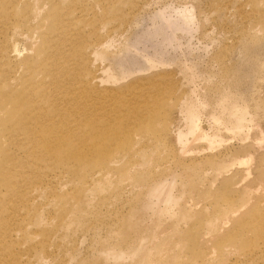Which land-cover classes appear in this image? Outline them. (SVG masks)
Masks as SVG:
<instances>
[{
	"label": "rangeland",
	"instance_id": "obj_1",
	"mask_svg": "<svg viewBox=\"0 0 264 264\" xmlns=\"http://www.w3.org/2000/svg\"><path fill=\"white\" fill-rule=\"evenodd\" d=\"M81 6L89 7V23L99 19L98 42L90 36L85 50L104 81L99 89L111 94L110 106L121 102L131 110L91 120L106 122L107 131L124 126L127 134L113 142L115 161L107 171L45 166L36 199L19 204L18 222L10 217L14 198L6 197L8 207L0 200V231L13 241L4 264H264V184L240 181L248 168L264 176V0H81ZM183 14L191 25L176 30ZM161 17L173 26L169 45L151 36L165 27ZM33 53L24 50L20 59ZM152 97L154 109L144 113ZM241 106L246 125L237 132L228 114L236 108L240 115ZM186 109L209 126L211 145L190 135L184 147L177 143V134L188 133ZM152 116L163 130L144 135L140 125ZM0 149L17 147L3 137ZM245 149L262 154L248 159ZM23 176V188L33 189L35 170ZM244 186L251 194L243 198ZM159 189L168 192L166 201L156 199ZM36 213L23 236L16 232ZM203 251L212 255L195 257Z\"/></svg>",
	"mask_w": 264,
	"mask_h": 264
},
{
	"label": "bare ground",
	"instance_id": "obj_2",
	"mask_svg": "<svg viewBox=\"0 0 264 264\" xmlns=\"http://www.w3.org/2000/svg\"><path fill=\"white\" fill-rule=\"evenodd\" d=\"M42 1L46 4L38 7L29 0H0V141L3 137L7 138L9 146L17 147L14 152L22 153L17 155L11 150L0 149V200L1 207H8L6 197L10 200L14 198L15 205H10L12 210L10 217H14V221L17 222L18 218L15 216L20 213L19 204H26L27 197H35L34 188L39 184L37 177L45 173V166L52 170L64 168L72 173L79 166L80 168L102 166L105 171L109 170L108 167L115 161L113 155L109 156L114 149L113 142L121 131L125 136L126 129L124 126H117L107 131L106 122H98L91 118L93 115L104 116L122 110L127 113L131 111L121 102L115 107L110 106L111 94L99 89L104 81L93 73L92 56L86 54L88 38L96 36L99 19L92 23L88 22L86 10L89 7H82L81 0ZM256 2L260 5L262 0H254V3ZM166 18H160L165 27L158 26L151 34L156 38L155 43L161 45H169L174 39L171 20ZM259 18L260 15L257 19ZM175 21L176 30H186L191 25L189 14H183L179 21ZM95 40L98 42V35ZM20 42H27V47L23 46L24 48L20 49ZM30 48H35V53L29 58L20 59L21 52ZM147 84L150 82L147 81ZM151 86H154L151 87L153 90H157L154 83ZM144 94L148 95V92ZM130 99L136 102L138 97L134 95ZM155 104L152 97L151 106L146 101L142 111L145 113L149 108L152 111ZM235 111L228 114L229 118L234 120L230 125L232 129L240 132L245 124L246 111L240 115L238 112L236 115ZM137 112H132L129 117L135 116ZM184 114V120L188 123V133L177 134V143L183 144L184 147L188 141L187 136L190 135L192 141L203 140L208 146L211 145L209 126L198 123L197 115L191 109H186ZM153 117L141 123L140 128L144 135L147 134V130L162 129V125L156 123ZM213 121L219 122L217 118H213ZM86 128L88 130L84 132ZM182 137L184 142L181 141ZM17 138H21L22 142L17 143ZM241 153L248 159L262 154L260 150H256L252 156L248 149L241 150ZM95 157L98 159L95 160ZM29 168L35 170L36 177L30 181L33 189L26 191L23 186L28 180L26 179L25 184H21V181L24 179L23 175L29 172ZM79 171L81 170H77V173ZM253 180L256 181V185L264 184V176L249 171V168L243 171L240 180L243 184L244 182L247 185L253 184ZM62 187L63 185L58 186L57 189ZM247 188L245 193L241 194L243 198L245 194H251L250 188ZM155 196L159 201H166L168 192L159 189ZM261 202L264 203V200L261 199ZM37 214L31 217L30 222L28 219V223L22 225L16 232L23 236L24 228L39 217ZM7 235V231H0L2 256L0 264H4L6 260L4 257L13 256L11 247L13 241L10 243ZM243 235L239 234L237 240H242ZM216 243L222 248L227 246L222 245L220 240ZM195 255L196 258H207L212 254L203 251L195 252ZM149 256L154 255L152 253ZM16 259L14 257L15 262Z\"/></svg>",
	"mask_w": 264,
	"mask_h": 264
}]
</instances>
